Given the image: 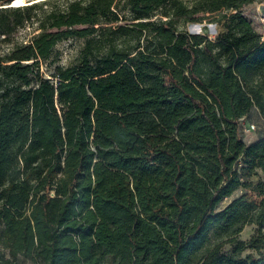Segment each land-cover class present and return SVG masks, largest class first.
Masks as SVG:
<instances>
[{"label": "trees", "instance_id": "trees-1", "mask_svg": "<svg viewBox=\"0 0 264 264\" xmlns=\"http://www.w3.org/2000/svg\"><path fill=\"white\" fill-rule=\"evenodd\" d=\"M254 1L0 9L4 40L38 30L0 53V264H264V137L240 133L253 108L264 119ZM206 14L214 40L182 28ZM73 37L78 62L43 78Z\"/></svg>", "mask_w": 264, "mask_h": 264}, {"label": "rangeland", "instance_id": "rangeland-1", "mask_svg": "<svg viewBox=\"0 0 264 264\" xmlns=\"http://www.w3.org/2000/svg\"><path fill=\"white\" fill-rule=\"evenodd\" d=\"M13 2V0H2L0 6H6V4ZM23 6V5H22ZM264 0H255L253 3L242 8L243 17L249 21L253 29L259 33H264ZM12 7L13 6L12 4ZM21 7V6H17ZM263 8V9H262ZM262 11V12H261ZM125 15H128V12H125ZM153 19H156L157 16H153ZM219 19L218 15H204L199 22L196 23H187L182 28L189 33L190 25H193L192 30L193 34L190 35H202L207 37L209 40H214L215 37L223 32V22H214ZM82 28H77L80 30ZM38 30L35 27L25 26L19 28L11 35L8 40H4L5 36H0V53L8 51L16 43H27L30 38L37 34ZM85 39L83 38H68L58 42L47 60H40L39 67L40 72L43 78L51 79V76L54 72V69L58 66L68 67L74 65L78 62L80 52L84 46ZM253 125L255 128L251 132L243 136L245 143L252 142L254 140L264 137V119L261 117L257 109H252L250 113L240 121V129L242 127H248ZM252 181H257L256 178H252ZM230 199H226L221 203V207L225 206ZM256 227L248 226L243 229L239 235V239L242 241H248L249 238L253 235ZM227 249V248H226ZM21 264H31L30 262L21 260Z\"/></svg>", "mask_w": 264, "mask_h": 264}, {"label": "water", "instance_id": "water-1", "mask_svg": "<svg viewBox=\"0 0 264 264\" xmlns=\"http://www.w3.org/2000/svg\"><path fill=\"white\" fill-rule=\"evenodd\" d=\"M42 1H44V0H24V5L23 6H29V5H32V4H35V3H38V2H42ZM2 8H13L12 7V1H11V3L6 4V6H0V9H2ZM192 27H193V25H190V28H189V33L190 34H193Z\"/></svg>", "mask_w": 264, "mask_h": 264}, {"label": "built area", "instance_id": "built-area-1", "mask_svg": "<svg viewBox=\"0 0 264 264\" xmlns=\"http://www.w3.org/2000/svg\"><path fill=\"white\" fill-rule=\"evenodd\" d=\"M254 126L253 125H250V126H248V127H242V129H240V133H241V135H242V137L245 135V134H247V133H249V132H251L252 130H254Z\"/></svg>", "mask_w": 264, "mask_h": 264}, {"label": "bare ground", "instance_id": "bare-ground-1", "mask_svg": "<svg viewBox=\"0 0 264 264\" xmlns=\"http://www.w3.org/2000/svg\"><path fill=\"white\" fill-rule=\"evenodd\" d=\"M13 6L17 7V6H22L24 5V0H13L12 2ZM264 7V6H263ZM263 9V8H262ZM262 12V11H261Z\"/></svg>", "mask_w": 264, "mask_h": 264}]
</instances>
